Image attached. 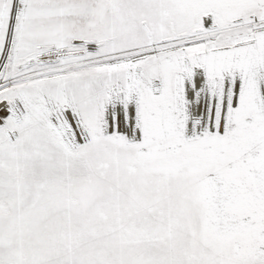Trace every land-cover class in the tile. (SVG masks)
<instances>
[{
    "label": "snow or ice",
    "instance_id": "1",
    "mask_svg": "<svg viewBox=\"0 0 264 264\" xmlns=\"http://www.w3.org/2000/svg\"><path fill=\"white\" fill-rule=\"evenodd\" d=\"M0 264H264V0H0Z\"/></svg>",
    "mask_w": 264,
    "mask_h": 264
}]
</instances>
